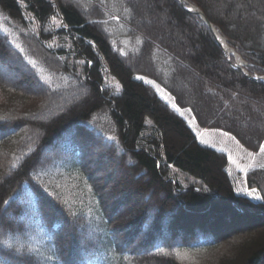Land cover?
<instances>
[{"label":"trees","instance_id":"16d2710c","mask_svg":"<svg viewBox=\"0 0 264 264\" xmlns=\"http://www.w3.org/2000/svg\"><path fill=\"white\" fill-rule=\"evenodd\" d=\"M187 1L262 74L264 0ZM234 62L178 0H0V264H264V169L237 194L136 78L257 150L264 81Z\"/></svg>","mask_w":264,"mask_h":264},{"label":"rangeland","instance_id":"374dc122","mask_svg":"<svg viewBox=\"0 0 264 264\" xmlns=\"http://www.w3.org/2000/svg\"><path fill=\"white\" fill-rule=\"evenodd\" d=\"M231 48L235 50L234 47L231 46ZM235 52L244 62H246L236 50ZM232 57L234 58V56ZM255 66V64L246 62L244 71L251 75L249 73L250 67L257 70L258 66ZM251 71L252 73L256 72L253 70ZM255 76L264 78V71L262 74L258 73L252 75V77ZM136 78L149 83L154 87L158 95L186 120L187 124L190 126L198 141L202 145L226 154L228 161L227 172L237 194L245 195L254 201H260L261 198L258 191L247 186L246 174L253 169H264V152L261 151V146L264 145V142L258 147L257 150H251L243 145L234 135L227 131L217 128L204 127L198 123L190 108L179 106L175 102L174 97L157 82L142 75H138ZM93 155L94 154H92V156ZM256 197H259V199Z\"/></svg>","mask_w":264,"mask_h":264},{"label":"water","instance_id":"95a60500","mask_svg":"<svg viewBox=\"0 0 264 264\" xmlns=\"http://www.w3.org/2000/svg\"><path fill=\"white\" fill-rule=\"evenodd\" d=\"M178 1L184 6V8H185L187 11L192 12V13H195V14H197L198 16L201 17V19L204 21V23L209 27V29H210V30L212 31V33L214 34V36H215L217 42L219 43V45H220V46L223 48V50H224V47H223L222 42L219 41L218 36L216 35V32H218L217 29L215 28V26L213 25V23H211V22L209 21V19L205 16V14L203 13V11H202L199 7L193 5L192 3H190V2L187 1V0H178ZM224 38H225V37H224ZM225 39H226V38H225ZM226 40H227V39H226ZM232 49H233V48H232ZM233 51H234L233 56H234V58L236 59V56H237L238 54L235 52L234 49H233ZM224 52H225V50H224ZM241 61H242V60H241ZM242 63H243V62H242ZM233 66H234L235 68H237V69L242 70V72L244 73V75H245L247 78L254 79L251 75H249L248 73H246V72L244 71V69L242 68V66L238 65L237 63H236L235 65H233Z\"/></svg>","mask_w":264,"mask_h":264},{"label":"bare ground","instance_id":"6f19581e","mask_svg":"<svg viewBox=\"0 0 264 264\" xmlns=\"http://www.w3.org/2000/svg\"><path fill=\"white\" fill-rule=\"evenodd\" d=\"M218 31V30H217ZM216 35L218 36V39H219V41H221L222 42V44H223V47H224V50H225V53L227 54V55H233L234 54V51H233V49L231 48V46L228 44V42H227V40L224 38V36H222L220 33H219V31L218 32H216ZM236 63L238 64V65H240V66H243V63H242V61H241V57L238 55V56H236Z\"/></svg>","mask_w":264,"mask_h":264},{"label":"snow or ice","instance_id":"6c2138e0","mask_svg":"<svg viewBox=\"0 0 264 264\" xmlns=\"http://www.w3.org/2000/svg\"><path fill=\"white\" fill-rule=\"evenodd\" d=\"M261 151L264 152V145L261 146ZM256 198L259 199V197H256Z\"/></svg>","mask_w":264,"mask_h":264}]
</instances>
